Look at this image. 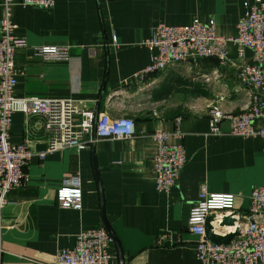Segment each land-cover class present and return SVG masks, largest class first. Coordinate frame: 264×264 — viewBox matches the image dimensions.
Returning <instances> with one entry per match:
<instances>
[{
  "label": "crops",
  "instance_id": "1",
  "mask_svg": "<svg viewBox=\"0 0 264 264\" xmlns=\"http://www.w3.org/2000/svg\"><path fill=\"white\" fill-rule=\"evenodd\" d=\"M14 1L16 34L30 46L68 48L61 61L18 51L15 94L68 98L95 115L128 116L136 133L40 159L36 153L48 147L44 117L14 113L10 141L25 142L34 154L25 167L27 183L10 190L0 210V264H52L79 231L98 227L113 238L111 264H120L119 250L123 264H202L195 255L197 236L186 229L200 187L233 194L242 214L251 190L264 185V137L231 135L226 120L220 134H210L208 106L235 113L255 91L238 77L243 61L232 44L225 67L205 58L170 64L144 79L136 73L149 63L143 41L157 23L213 19L218 35L233 36L243 2L251 0H54L49 9ZM3 14L0 0V19ZM250 56L246 50L244 61ZM159 128L183 133L170 139L182 143L186 162L168 192L155 189L152 174L156 146L150 134ZM69 175L80 178V209L63 207L56 196ZM230 229L215 227L219 233Z\"/></svg>",
  "mask_w": 264,
  "mask_h": 264
},
{
  "label": "built area",
  "instance_id": "2",
  "mask_svg": "<svg viewBox=\"0 0 264 264\" xmlns=\"http://www.w3.org/2000/svg\"><path fill=\"white\" fill-rule=\"evenodd\" d=\"M23 6L49 9L54 0H18ZM14 0H3L4 14L0 19V210L8 203L10 190L28 181L25 167L34 154L25 142L10 141L12 115L16 112L26 116H43L48 134V147L36 153L43 159L47 153L67 147L78 150L96 141L126 139L135 135L134 119L128 116L111 117L106 112L97 115L74 105L71 99L15 94L19 70L15 66L18 51L31 49L42 60L68 59V48L57 46H30L24 36L15 33L16 25L11 19ZM245 11L236 23L233 36L218 35L213 19L194 18L187 24L170 25L157 23L143 45L150 54L149 63L136 73L140 79L163 70L170 64L189 59L213 58L221 67L231 59L228 45L236 47L242 59L238 77L241 83L253 89L247 105L238 112L222 110L216 104L208 106L209 132L220 134L219 123L229 122V133L241 137H264V0L244 1ZM115 41V39H113ZM250 50V60L244 61L245 51ZM79 114L80 118L76 119ZM259 119L261 125L254 127ZM180 130L156 129L150 134L155 142L152 157V174L157 191L168 192L174 187L186 162ZM56 196L63 207L80 209L81 183L78 175L61 179ZM209 215L212 231L220 226L224 217L236 219L234 226L239 235L228 243H215L206 236L205 222ZM242 217L241 221H238ZM186 229L197 236L195 255L202 264H264V185L254 187L249 195V209L238 213L234 209V197L230 193H210L201 186L197 200L191 206ZM225 233V232H224ZM113 238L105 227L81 230L76 234L75 244L59 250L52 264H111L109 252Z\"/></svg>",
  "mask_w": 264,
  "mask_h": 264
},
{
  "label": "water",
  "instance_id": "3",
  "mask_svg": "<svg viewBox=\"0 0 264 264\" xmlns=\"http://www.w3.org/2000/svg\"><path fill=\"white\" fill-rule=\"evenodd\" d=\"M189 62H193L192 59H189ZM213 216L209 215L205 222V230H206V236L207 238L215 243H228L232 238L239 235V228L235 227L233 231L225 232V233H219L216 231H212V226L210 225L209 221L212 220ZM242 217L239 218L238 221H241ZM236 222V219L231 218L229 216L224 217L222 222L220 223V226H234V223ZM119 260L120 264H123L122 254L119 250Z\"/></svg>",
  "mask_w": 264,
  "mask_h": 264
},
{
  "label": "bare ground",
  "instance_id": "4",
  "mask_svg": "<svg viewBox=\"0 0 264 264\" xmlns=\"http://www.w3.org/2000/svg\"><path fill=\"white\" fill-rule=\"evenodd\" d=\"M230 228L232 229V228H233V226H228V229H230ZM231 229H230V230H231Z\"/></svg>",
  "mask_w": 264,
  "mask_h": 264
}]
</instances>
